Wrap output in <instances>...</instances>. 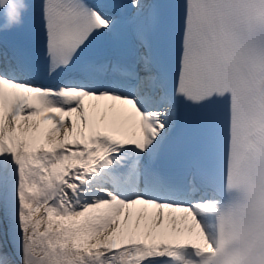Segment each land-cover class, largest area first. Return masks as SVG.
Here are the masks:
<instances>
[{
  "label": "snow or ice",
  "instance_id": "1",
  "mask_svg": "<svg viewBox=\"0 0 264 264\" xmlns=\"http://www.w3.org/2000/svg\"><path fill=\"white\" fill-rule=\"evenodd\" d=\"M34 2L45 81L0 0V264H264V0ZM125 20L132 62L86 57Z\"/></svg>",
  "mask_w": 264,
  "mask_h": 264
},
{
  "label": "bare ground",
  "instance_id": "2",
  "mask_svg": "<svg viewBox=\"0 0 264 264\" xmlns=\"http://www.w3.org/2000/svg\"><path fill=\"white\" fill-rule=\"evenodd\" d=\"M5 241H6V238H5ZM9 249H10V252L12 251V247H9Z\"/></svg>",
  "mask_w": 264,
  "mask_h": 264
}]
</instances>
